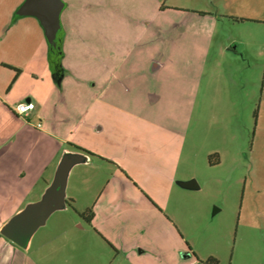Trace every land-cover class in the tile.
Returning a JSON list of instances; mask_svg holds the SVG:
<instances>
[{"label": "rangeland", "instance_id": "obj_1", "mask_svg": "<svg viewBox=\"0 0 264 264\" xmlns=\"http://www.w3.org/2000/svg\"><path fill=\"white\" fill-rule=\"evenodd\" d=\"M20 2L0 0V59L29 76L28 72L42 73L58 65L50 60L34 19L20 18L12 24L19 17ZM65 2L63 15L77 29L64 48L61 75L67 78L59 90L60 104L67 117L77 112L74 116L83 118L76 129L74 117L64 121L61 132L71 138L66 145L96 156V151L107 152L135 171L142 136L155 126L162 130L160 138H166L173 134L167 127L175 125L184 138L182 150L163 164L177 160V178L191 177L199 187L172 191L169 211L184 243L162 223L156 228L174 247H133L135 238L144 231L152 235L155 227L144 229L141 223L120 220L101 225L111 240L101 231L95 234L79 213L94 204L114 169L104 162L78 165L68 185L73 207L55 210L34 237L30 255L45 243L34 253L38 264H206L210 257L217 264H264V0ZM71 37L68 34L67 40ZM129 51L132 56L173 59L166 69H194V74L125 78V85L119 84L111 94L113 103L100 99L98 109H91L85 99L90 75H105L119 65L127 72L133 69L131 62L122 61ZM133 66L139 72L149 68L142 63ZM120 81L116 79L117 85ZM15 88L17 94L32 89L46 96L41 79L25 76ZM75 102L79 107H72ZM46 104L52 107V102ZM98 125L104 129L98 131ZM20 127L22 138L28 132ZM37 135L31 137L36 153L42 143ZM76 157L71 154L67 162L73 165ZM138 178L142 182L143 174ZM38 198L36 193L34 200ZM122 206L126 209L125 203Z\"/></svg>", "mask_w": 264, "mask_h": 264}, {"label": "crops", "instance_id": "obj_2", "mask_svg": "<svg viewBox=\"0 0 264 264\" xmlns=\"http://www.w3.org/2000/svg\"><path fill=\"white\" fill-rule=\"evenodd\" d=\"M24 1L25 0H21L16 6V11ZM63 1L65 5L61 12L62 29L60 32H62V34L58 37L60 49H57L59 52L55 57L52 54V49L45 36L44 29L35 16L27 15L18 17L17 15L18 18L12 23L13 25L19 23L18 21L20 18L27 17L32 18V20L34 19V21H32V23L34 22L33 27H35V30L38 29V32H43L48 46V56L50 60L53 62L55 61L58 66H54L51 69H43L42 73L28 72V76L25 70L20 69L18 66H13L16 64H9L6 60L0 59V264H38L35 261L34 253L39 252L38 250H40L45 243L33 249L32 255H30L33 239L41 228L46 227L49 219L56 211H54L46 222L36 230L26 248L11 242L2 234V229L13 216L20 213L29 204L39 201L43 197L52 185L63 158L66 155L71 156V154L78 156L76 157L78 161L76 160L69 168L65 188L66 205L61 210L73 207L75 202L72 197L68 196L69 177L71 176L72 169L78 165H95L104 162L112 167L114 171L112 173V178L107 181V184L103 187L94 204L88 207L93 209L94 214L92 221L90 223L87 221V224L90 228H95V234H99V231H101V233L111 240L110 233L107 232L106 234L103 232V222L121 220L132 223L135 221V223L142 224L141 228L147 229L148 225L149 227H155V231L152 235L144 231L141 238L138 237L134 239L135 242H132L133 247L143 243L150 247H163L164 245L165 247H169L170 244L172 248L174 247L173 244L168 240L165 242L161 230L156 228V225L165 223L166 229L171 232L172 236L176 238V234L178 236L177 238L184 243L182 241L183 237H180L179 231L173 224L175 221L169 211L172 191L174 187L183 190H194L199 186L197 184V187L186 188L179 184L180 181H189L193 178H177V160L174 161L173 159L172 162L166 166L163 164V161L165 162L166 159L168 160L170 154L174 155L182 150L184 138L182 134L179 133L180 130L178 126H168L167 129L173 134L166 138H160L161 134L159 131H162L160 128L155 126L150 127L152 133L148 132L142 136V148L139 147V149H137L138 157L136 164L139 168H135V171L121 166L120 162L115 160L113 156L107 152L96 151V153L100 155L96 156L86 150L66 145L71 138L61 132V126L64 125V121L69 117H71L70 119L74 117L76 120L72 125V129H76L83 118L82 116H74L77 112L70 113V116L67 117V110H64L60 104L63 99L59 95V90L63 89L62 86L67 78L66 74L61 75V64L63 63V58L66 56L64 48L72 42L73 32L77 29V25L72 24L70 17L68 16V18H66L63 15L66 13L65 9L67 7V2H65V0ZM68 34L69 36L72 34L70 40H67ZM122 61L131 62L133 69L127 72L119 69V65L117 69L105 75L99 76L96 73L90 75V81L88 83L90 86L89 93L85 99L90 102L91 109H98L100 99H104V102H107L109 105L114 88L119 86V84L125 85V78L141 76L144 78L147 74L157 78L161 73H170L175 77H191L194 74V69L191 71H173L172 69L170 71L166 69L167 62H173L175 60L164 59L163 57L158 58L150 54H137V56H132L131 51H129ZM135 63H142L144 67L148 64L149 68L146 72L145 70L139 72L133 66ZM25 76L33 81L42 80V83L45 84V98H41V96L34 93L32 89L21 94L15 92V86L18 80ZM116 79H121L118 85ZM27 99L33 101L36 107L28 116L22 117L16 113L15 105L19 102L27 101ZM47 100L52 102L51 108L47 106ZM76 103L77 102H75L72 107H75L77 105ZM183 110L187 111L189 107ZM20 117L24 118V120H21ZM183 120L185 121L184 118H182V121ZM184 121L182 123H185ZM19 125H21L20 128H26L25 130L28 132V134L23 135L22 138L19 134L21 131ZM97 128L98 131L104 129L102 125H98ZM35 133L38 134L39 140L42 141L37 153L35 152V143L33 146L31 144L34 142V140H31V137H34L36 135ZM147 173L151 176L146 177L145 175ZM142 174L143 181L141 182L138 177L142 176ZM48 175H50V179ZM161 179L164 180V183H161ZM164 188H166L164 191L165 197L161 198L163 195L162 189ZM36 193H38L39 198L34 200ZM117 198L119 200H117ZM124 200L126 209L122 206L124 205ZM69 201H71L72 205L69 204ZM88 208H86V210ZM79 215L85 218L82 216V213H79ZM78 226L83 228L84 224L80 223ZM156 231L159 233L157 237ZM178 246H180V243L177 245L175 239V248ZM127 249L128 248H124L123 250L127 251ZM182 249L184 250L185 248L183 247ZM186 250L188 252L192 251L191 247H189V249L186 248ZM192 255L191 253V256ZM197 262L199 261L197 260Z\"/></svg>", "mask_w": 264, "mask_h": 264}, {"label": "water", "instance_id": "obj_3", "mask_svg": "<svg viewBox=\"0 0 264 264\" xmlns=\"http://www.w3.org/2000/svg\"><path fill=\"white\" fill-rule=\"evenodd\" d=\"M63 0H25L17 9L18 16H35L41 23L50 48L60 49L58 34L62 29L61 12ZM30 99H27L29 101ZM66 155L58 167L55 179L43 197L29 204L20 213L13 216L2 229V234L14 244L26 248L32 235L43 225L48 217L58 208L65 207V188L72 164L67 162ZM182 187H197L196 180L180 181Z\"/></svg>", "mask_w": 264, "mask_h": 264}, {"label": "built area", "instance_id": "obj_4", "mask_svg": "<svg viewBox=\"0 0 264 264\" xmlns=\"http://www.w3.org/2000/svg\"><path fill=\"white\" fill-rule=\"evenodd\" d=\"M36 107L33 101H22L16 105V113L22 117L28 116Z\"/></svg>", "mask_w": 264, "mask_h": 264}, {"label": "trees", "instance_id": "obj_5", "mask_svg": "<svg viewBox=\"0 0 264 264\" xmlns=\"http://www.w3.org/2000/svg\"><path fill=\"white\" fill-rule=\"evenodd\" d=\"M60 33V32H59ZM58 50L57 49H54V50H52V54H58ZM70 203V205H72L71 204V201H69ZM93 209L92 208H88L86 211H84L83 213H82V216H84L85 218H86V220L90 223L91 221H92V218H93ZM205 263L206 264H217V260L215 259V258H213V257H210V258H208L206 261H205Z\"/></svg>", "mask_w": 264, "mask_h": 264}]
</instances>
